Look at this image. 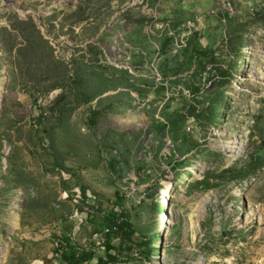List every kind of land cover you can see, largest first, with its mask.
Segmentation results:
<instances>
[{
	"label": "rangeland",
	"instance_id": "374dc122",
	"mask_svg": "<svg viewBox=\"0 0 264 264\" xmlns=\"http://www.w3.org/2000/svg\"><path fill=\"white\" fill-rule=\"evenodd\" d=\"M260 17L264 0H0V264L98 246L77 207L117 190L152 249L126 264H264Z\"/></svg>",
	"mask_w": 264,
	"mask_h": 264
},
{
	"label": "trees",
	"instance_id": "16d2710c",
	"mask_svg": "<svg viewBox=\"0 0 264 264\" xmlns=\"http://www.w3.org/2000/svg\"><path fill=\"white\" fill-rule=\"evenodd\" d=\"M259 25L264 26V17H260ZM229 41L241 40L239 29L237 25L229 24ZM233 29V30H232ZM205 54L195 53L194 58L201 62ZM208 58V57H207ZM215 103V101H213ZM216 110V104L213 105ZM254 157H251L248 167L250 168V175L253 176L260 167L264 166V150L260 151ZM213 175V173H210ZM234 169H226L220 172L221 176L232 177L235 176ZM209 175H207L208 177ZM207 177L202 181L194 182L196 185L207 184ZM243 177V176H242ZM161 188V186H158ZM125 193L123 191H115L114 199L108 200L95 195L93 201H87L84 193H82V200L77 207L78 212H85L89 223L92 224L91 232L88 233L89 238L96 235L100 239V244L90 245L88 248H81L73 250L69 237H61L60 243V258L64 264H88L95 260V264H126L136 256H142L143 259L148 260L152 256L151 245L148 241L140 239L138 231V223L135 221L131 213L124 207L123 201ZM92 202V203H90ZM100 251L98 255L96 252ZM159 252L160 248L157 247ZM57 252V250H55Z\"/></svg>",
	"mask_w": 264,
	"mask_h": 264
},
{
	"label": "bare ground",
	"instance_id": "6f19581e",
	"mask_svg": "<svg viewBox=\"0 0 264 264\" xmlns=\"http://www.w3.org/2000/svg\"><path fill=\"white\" fill-rule=\"evenodd\" d=\"M164 220H165V215H162L161 218H160V222H161V224L164 223ZM161 224H160V225H161Z\"/></svg>",
	"mask_w": 264,
	"mask_h": 264
},
{
	"label": "built area",
	"instance_id": "2783aa9c",
	"mask_svg": "<svg viewBox=\"0 0 264 264\" xmlns=\"http://www.w3.org/2000/svg\"><path fill=\"white\" fill-rule=\"evenodd\" d=\"M94 238H97V245H99L101 242L100 239L96 235H94Z\"/></svg>",
	"mask_w": 264,
	"mask_h": 264
},
{
	"label": "water",
	"instance_id": "95a60500",
	"mask_svg": "<svg viewBox=\"0 0 264 264\" xmlns=\"http://www.w3.org/2000/svg\"><path fill=\"white\" fill-rule=\"evenodd\" d=\"M160 190H157V192H159Z\"/></svg>",
	"mask_w": 264,
	"mask_h": 264
}]
</instances>
